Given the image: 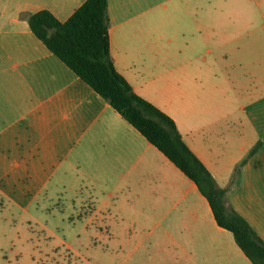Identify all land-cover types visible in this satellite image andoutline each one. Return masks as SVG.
I'll return each mask as SVG.
<instances>
[{"label":"crops","instance_id":"obj_1","mask_svg":"<svg viewBox=\"0 0 264 264\" xmlns=\"http://www.w3.org/2000/svg\"><path fill=\"white\" fill-rule=\"evenodd\" d=\"M84 1L0 0V168L32 183L99 189L95 212L116 217L115 264H253L217 223L197 184L32 32L29 14L48 9L65 21ZM252 4L108 0L109 37L116 70L173 118L217 184L228 188L227 206L264 241V141L249 154L255 132L240 153L224 156L231 139L242 141L229 104L231 81L211 65L204 70L198 52L228 51L230 43L242 51L240 41L248 38L254 44L251 21L237 18L241 6ZM203 72L211 91L203 111L177 118L151 94L152 88L180 90L186 79L202 86ZM250 120L256 129L258 116Z\"/></svg>","mask_w":264,"mask_h":264},{"label":"rangeland","instance_id":"obj_2","mask_svg":"<svg viewBox=\"0 0 264 264\" xmlns=\"http://www.w3.org/2000/svg\"><path fill=\"white\" fill-rule=\"evenodd\" d=\"M237 18L251 21L248 27L258 32L254 44L248 38L240 41L242 51H234L232 43L228 51H198L204 70L211 65L217 76L231 81L229 104L236 119L234 131L242 141L231 139L232 151L224 153L226 157L240 153L239 146L251 142L255 132L257 142L264 141V0H254L252 7L241 6ZM202 76V86L200 81L186 79L180 90L150 91L171 114L182 118L200 112L211 97L206 73ZM254 114L258 116L256 129L250 120ZM9 171L0 168V264H115L111 224L116 217L112 211L95 212L99 189L73 183H32L28 178H13Z\"/></svg>","mask_w":264,"mask_h":264},{"label":"trees","instance_id":"obj_3","mask_svg":"<svg viewBox=\"0 0 264 264\" xmlns=\"http://www.w3.org/2000/svg\"><path fill=\"white\" fill-rule=\"evenodd\" d=\"M28 23L51 52L197 184L217 223L233 233L253 264H264V241L244 217L227 206L228 188L217 184L183 140L173 118L135 93L116 70L110 55L108 0H86L65 21L42 9L29 14ZM260 145L258 141L249 154Z\"/></svg>","mask_w":264,"mask_h":264}]
</instances>
